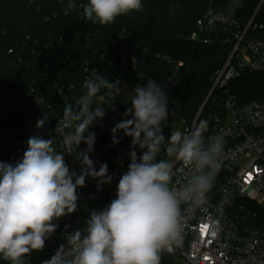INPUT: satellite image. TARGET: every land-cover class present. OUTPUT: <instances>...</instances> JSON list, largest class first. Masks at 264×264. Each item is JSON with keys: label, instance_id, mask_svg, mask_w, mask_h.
Segmentation results:
<instances>
[{"label": "clouds", "instance_id": "9594fccd", "mask_svg": "<svg viewBox=\"0 0 264 264\" xmlns=\"http://www.w3.org/2000/svg\"><path fill=\"white\" fill-rule=\"evenodd\" d=\"M230 2L232 10L239 5V0ZM79 7L87 21L107 26L117 17L142 10L143 3L86 0ZM75 9L76 0H68L65 12ZM133 63L136 67L135 58ZM145 80L126 95L131 107L110 130L113 145L120 143V132L131 138L130 163L119 179L116 198L100 211H92L86 228L66 234L67 245L61 244L42 264H161L163 252L181 247L185 221L206 206L221 167L224 141L219 136L205 137L206 119L166 136L164 127L172 115L167 91L153 79ZM83 88L75 106L63 108L61 124L66 131L60 151L51 138L32 135L22 159L15 164L0 162V261L24 264L32 252L43 251L56 222L77 210V189L86 178L96 180L97 191L114 179L107 163L97 170L90 158L96 141L90 129L104 119V106L111 105L99 104L98 98L121 96V81H109L93 71ZM45 119L44 115L38 119L36 128L44 127ZM82 143L86 148L77 151ZM162 152L167 158L158 159ZM65 154L78 162L79 174L70 171ZM178 172L186 176L179 186L173 184Z\"/></svg>", "mask_w": 264, "mask_h": 264}, {"label": "trees", "instance_id": "16d2710c", "mask_svg": "<svg viewBox=\"0 0 264 264\" xmlns=\"http://www.w3.org/2000/svg\"><path fill=\"white\" fill-rule=\"evenodd\" d=\"M260 1L239 0L232 10L230 0H142V10L100 26L82 16L86 0L67 13L68 0H0V155L9 153L13 130L63 111L58 87L66 105H75L93 71L120 79L130 93L153 79L167 91L169 112L177 105L179 120L190 119L226 54L223 45L189 40L196 21L212 12L246 24ZM230 88L241 103L263 101L264 73ZM110 130L103 124L95 131L98 147L111 143Z\"/></svg>", "mask_w": 264, "mask_h": 264}, {"label": "built area", "instance_id": "2783aa9c", "mask_svg": "<svg viewBox=\"0 0 264 264\" xmlns=\"http://www.w3.org/2000/svg\"><path fill=\"white\" fill-rule=\"evenodd\" d=\"M189 40L223 45L226 54L211 78V87L204 101L190 119L180 121L177 129H191L200 120L206 119L208 128L205 137H221L224 150L214 186L207 194L206 206L185 221L181 247L171 253L163 252L161 264H264V100L241 103L230 88L245 76L264 73V0L259 2L246 24L208 12L196 21V29ZM121 88L122 95L130 93L123 86ZM57 93L62 96L64 108L68 99L63 95V88L58 87ZM113 99L100 97L98 103ZM62 114L63 111L53 113L45 119V126L39 129L29 125L26 129L13 130L10 151L0 155V162L15 164L22 159L27 140L32 135L51 138L53 146L60 151L66 131L61 124ZM118 116L121 117V113ZM117 138L124 163H130L131 138L123 133ZM84 148L86 145L82 143L77 151ZM71 151H75V146ZM136 151L139 156L140 150ZM64 158L70 171L79 174L74 157L65 154ZM90 158L97 170L102 163H107L108 174H114V179L97 191L96 180L86 178L85 185L77 189V210L59 219L52 235L58 243L56 245L52 239L48 240L41 254L43 261L50 259L59 245H67L66 234L86 228L85 221L92 211H100L116 198L120 176L112 140L102 147L95 142ZM161 158H167L166 153L162 152L158 159ZM185 179V174L178 172L173 184L182 185ZM35 253H31L24 264H28ZM0 264L8 262L0 261Z\"/></svg>", "mask_w": 264, "mask_h": 264}, {"label": "rangeland", "instance_id": "374dc122", "mask_svg": "<svg viewBox=\"0 0 264 264\" xmlns=\"http://www.w3.org/2000/svg\"><path fill=\"white\" fill-rule=\"evenodd\" d=\"M122 95L120 97H116L112 101L107 102L108 104L111 105H105V112L106 115L102 121L94 125L90 131L95 132L100 126L105 124L106 126H109L110 128L114 127L115 124L121 121V119L124 118V112L127 108L130 107V102H125V100H129L130 96ZM104 104V103H103ZM121 113V117L118 116V114ZM180 108L179 106L175 105V111L172 113V115L169 116V120L166 124V127L168 128L169 131H174L180 126ZM113 119V120H112ZM123 133V132H120ZM118 133V135L120 134ZM115 147V153H116V158H117V169L119 176L127 171V167L129 163H124L123 155L121 152V145L116 144L114 145ZM122 162V163H121ZM78 169H79V164L77 162ZM116 193V190H115ZM60 220H58L56 223L57 225L59 224ZM52 243L57 245V241L53 240V237H51ZM60 246V245H59ZM58 246V247H59ZM42 251H37V253L33 254L29 260L28 264H36L38 262H43V257H42Z\"/></svg>", "mask_w": 264, "mask_h": 264}, {"label": "water", "instance_id": "95a60500", "mask_svg": "<svg viewBox=\"0 0 264 264\" xmlns=\"http://www.w3.org/2000/svg\"><path fill=\"white\" fill-rule=\"evenodd\" d=\"M120 178H118V181H119Z\"/></svg>", "mask_w": 264, "mask_h": 264}]
</instances>
